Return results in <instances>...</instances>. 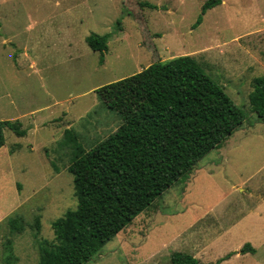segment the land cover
<instances>
[{
	"label": "rangeland",
	"instance_id": "rangeland-1",
	"mask_svg": "<svg viewBox=\"0 0 264 264\" xmlns=\"http://www.w3.org/2000/svg\"><path fill=\"white\" fill-rule=\"evenodd\" d=\"M205 2L0 0V121L27 130L18 137L6 129L0 150V264H39L41 247L55 243L52 223L76 208L65 130L89 151L129 111L128 96L110 108L99 89L180 56L194 57L247 119L226 140L221 171L190 183L214 150L86 264H170L176 251L209 263L248 242L256 255L222 264H264V207L233 229L235 218H193L221 214L217 203L237 217L233 183L264 178V125L249 104L253 79L264 76V0H222L196 26ZM93 33L111 34L103 64L86 42Z\"/></svg>",
	"mask_w": 264,
	"mask_h": 264
},
{
	"label": "trees",
	"instance_id": "trees-1",
	"mask_svg": "<svg viewBox=\"0 0 264 264\" xmlns=\"http://www.w3.org/2000/svg\"><path fill=\"white\" fill-rule=\"evenodd\" d=\"M221 3L206 0L195 25ZM141 6L156 8L149 3ZM110 37L93 33L86 38L91 50L100 53L101 64ZM99 90L110 108L128 96L129 111L118 129L89 151L73 130H65L64 144L73 154L68 171L77 206L52 223L55 243L41 247L39 264L98 259L108 242L171 187L188 179L198 163L220 149L247 119L245 110L191 56L155 63ZM249 104L264 123V76L253 79ZM6 129L19 137L27 133L18 120L0 121V149ZM247 251L254 249L245 245L242 252ZM232 255L203 263L174 252L170 264H220Z\"/></svg>",
	"mask_w": 264,
	"mask_h": 264
},
{
	"label": "crops",
	"instance_id": "crops-1",
	"mask_svg": "<svg viewBox=\"0 0 264 264\" xmlns=\"http://www.w3.org/2000/svg\"><path fill=\"white\" fill-rule=\"evenodd\" d=\"M263 125H264V123H263ZM26 135H27V133H26ZM245 135L248 136L249 134L247 133ZM25 136H22V137H25ZM227 141L225 143H228ZM225 143L223 144V146L220 149L216 150L215 154L209 156L207 159L204 160L205 161L204 165H202L200 167L196 166L198 169H197L196 173L194 174V177L192 178V181L190 183L194 182V180L196 178H198L199 176H207L208 178H211V177H213L212 176L213 173H217V171H221V169H220L221 165L224 164V162H225L224 158L226 157L225 150H224ZM5 144H6V137H5ZM218 151H220V152H218ZM217 159H219V161H220L219 164H217L216 166H211V164H212L211 162H215L216 163L218 161ZM199 163H201V162H199ZM209 163H211V164L206 166ZM170 189H172V187ZM187 189H188V187H187ZM232 191H233V194L234 193L238 194V197H236V201H235V203L237 204V217L234 215V211L231 210L228 207V204H226L225 206H221L222 204L219 205V203H217V204L212 205L211 207H214V208L215 207H220L221 209L224 210V212L219 214V213H216V212L210 213V212H206L205 211L202 215H198V216H194L193 217V218H195L194 219L195 222L200 221V220H202V219H204L206 217H214L217 220H226V221H231L232 218H235L236 224L234 223L235 225H233V227L230 228V229H233L236 225H237V227H240L241 225H244L245 221H247L249 219V217L253 216V214H260V215L262 214L261 211L263 210V207H264V196L262 195V194H264V178L263 177L257 182H254V178H251L249 176L245 180H241L240 182H237V184L233 183ZM187 192H188V195H189L188 199H190V195L192 194V191L190 189H188ZM256 196H261V197L258 200V197H256ZM249 198H252V199L249 200ZM240 242H238V243H240ZM238 243L235 245V248L238 245ZM245 245H250L252 247V249H254V252H250V251L242 252V249L244 248ZM245 245L239 251H233L232 250L231 252H229L227 255H229V254H233V255L229 259H227L225 261L230 260L233 256L238 255V254H243V255L252 254V255H256L257 249L255 248L254 244H251V242H248ZM176 252H181V251H176ZM190 255H192L193 257H195L198 260H200V257L198 255V253H193V254L190 253ZM226 256H223V257H221L219 259L217 258L215 261H212V262H209V263H215L218 260H220V259H222V258H224ZM225 261H223V262H225ZM222 263H220V264H222Z\"/></svg>",
	"mask_w": 264,
	"mask_h": 264
}]
</instances>
